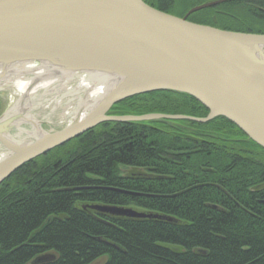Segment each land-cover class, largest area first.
<instances>
[{
    "label": "trees",
    "instance_id": "obj_1",
    "mask_svg": "<svg viewBox=\"0 0 264 264\" xmlns=\"http://www.w3.org/2000/svg\"><path fill=\"white\" fill-rule=\"evenodd\" d=\"M144 1L181 17L211 0ZM187 19L264 33V0H228ZM111 109L208 113L191 96L171 91L134 95ZM93 204L135 206L156 216H115ZM101 259L264 264V149L221 116L206 122L108 121L26 162L0 183V264Z\"/></svg>",
    "mask_w": 264,
    "mask_h": 264
},
{
    "label": "water",
    "instance_id": "obj_2",
    "mask_svg": "<svg viewBox=\"0 0 264 264\" xmlns=\"http://www.w3.org/2000/svg\"><path fill=\"white\" fill-rule=\"evenodd\" d=\"M225 1L204 2L180 17L144 0H0V63L26 61L35 66L56 61L73 71L113 77L110 92L99 97L92 110L62 125L24 116L23 111L14 113L15 96L0 113V149L7 154L0 160V183L26 162L108 121L206 122L221 116L264 149V33L187 19L192 12ZM153 91L189 95L208 113H111L117 102ZM34 124L36 137L16 140L34 130ZM89 207L121 217L156 216L130 207Z\"/></svg>",
    "mask_w": 264,
    "mask_h": 264
},
{
    "label": "bare ground",
    "instance_id": "obj_3",
    "mask_svg": "<svg viewBox=\"0 0 264 264\" xmlns=\"http://www.w3.org/2000/svg\"><path fill=\"white\" fill-rule=\"evenodd\" d=\"M47 62H35V66L26 61L0 63V89L12 90L13 94L8 95L9 105L17 97L11 108L14 113L23 111L24 116L44 117L62 125L73 120L76 114L83 115L92 110L98 98L111 90L113 77L109 74L78 72L56 61ZM43 69H51V73L44 74ZM24 116L21 118L23 122L27 120ZM33 128L15 137L16 140H32L39 134L36 124ZM6 156L0 149V160Z\"/></svg>",
    "mask_w": 264,
    "mask_h": 264
},
{
    "label": "rangeland",
    "instance_id": "obj_4",
    "mask_svg": "<svg viewBox=\"0 0 264 264\" xmlns=\"http://www.w3.org/2000/svg\"><path fill=\"white\" fill-rule=\"evenodd\" d=\"M11 91L12 90H9V91H0V113L9 105L10 98H9L8 95H9V93ZM121 168H123V167H121ZM126 207H130V208H133V209L138 210V207H135V206H126ZM102 261H103L102 259L101 260H98L94 264H101Z\"/></svg>",
    "mask_w": 264,
    "mask_h": 264
},
{
    "label": "flooded vegetation",
    "instance_id": "obj_5",
    "mask_svg": "<svg viewBox=\"0 0 264 264\" xmlns=\"http://www.w3.org/2000/svg\"><path fill=\"white\" fill-rule=\"evenodd\" d=\"M188 17V16H187ZM111 113L114 114L115 113V110H112L111 109ZM116 115H127V114H117L115 113ZM135 115H140V114H135ZM117 206H122V207H126V206H123V205H117Z\"/></svg>",
    "mask_w": 264,
    "mask_h": 264
}]
</instances>
